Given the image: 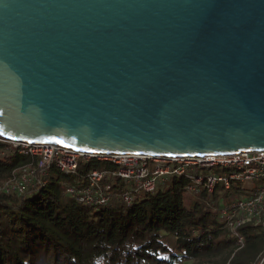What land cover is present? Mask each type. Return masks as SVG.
Listing matches in <instances>:
<instances>
[{
    "label": "water",
    "instance_id": "obj_1",
    "mask_svg": "<svg viewBox=\"0 0 264 264\" xmlns=\"http://www.w3.org/2000/svg\"><path fill=\"white\" fill-rule=\"evenodd\" d=\"M0 137L264 148V0H0Z\"/></svg>",
    "mask_w": 264,
    "mask_h": 264
},
{
    "label": "trees",
    "instance_id": "obj_2",
    "mask_svg": "<svg viewBox=\"0 0 264 264\" xmlns=\"http://www.w3.org/2000/svg\"><path fill=\"white\" fill-rule=\"evenodd\" d=\"M31 158L0 141V187ZM113 164L79 161L76 172L49 165L35 173L21 193L0 189V264H252L264 250V230L240 227L243 244L224 227L221 207L249 194L246 187L218 184L212 192L170 175L153 191L129 202L112 196L106 204H86L66 192L93 168ZM112 192L127 184L106 179Z\"/></svg>",
    "mask_w": 264,
    "mask_h": 264
},
{
    "label": "built area",
    "instance_id": "obj_3",
    "mask_svg": "<svg viewBox=\"0 0 264 264\" xmlns=\"http://www.w3.org/2000/svg\"><path fill=\"white\" fill-rule=\"evenodd\" d=\"M0 141L8 142L9 148H18L31 158V163L14 170L12 176L3 182L0 189L4 192H23L32 184L35 173L49 165L74 174L79 161L95 158L110 162L113 167L93 168L85 174L83 182L66 187L68 194L86 204H106L112 196L129 202L139 192L153 191L170 175L185 176L189 180L185 187L187 194L197 187L212 192L218 184L229 189L233 184L246 187L250 183L249 194L222 206L220 214L224 227L240 246L243 244L242 225L251 223L264 230V148L221 154L152 155L95 153L54 143H29L1 137ZM110 177H118L127 187L114 194L111 183L105 181ZM252 264H264V250Z\"/></svg>",
    "mask_w": 264,
    "mask_h": 264
},
{
    "label": "rangeland",
    "instance_id": "obj_4",
    "mask_svg": "<svg viewBox=\"0 0 264 264\" xmlns=\"http://www.w3.org/2000/svg\"><path fill=\"white\" fill-rule=\"evenodd\" d=\"M250 186H251V184H250V183H247V185H246V191H247V192H249V190H250Z\"/></svg>",
    "mask_w": 264,
    "mask_h": 264
}]
</instances>
